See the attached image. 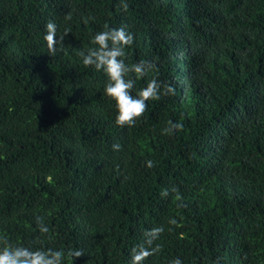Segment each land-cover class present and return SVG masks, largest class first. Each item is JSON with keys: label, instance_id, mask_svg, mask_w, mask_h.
I'll return each mask as SVG.
<instances>
[{"label": "trees", "instance_id": "1", "mask_svg": "<svg viewBox=\"0 0 264 264\" xmlns=\"http://www.w3.org/2000/svg\"><path fill=\"white\" fill-rule=\"evenodd\" d=\"M114 27L156 64L133 94L174 88L131 126L80 56ZM153 227L144 264H264V0H0V246L131 264Z\"/></svg>", "mask_w": 264, "mask_h": 264}, {"label": "clouds", "instance_id": "2", "mask_svg": "<svg viewBox=\"0 0 264 264\" xmlns=\"http://www.w3.org/2000/svg\"><path fill=\"white\" fill-rule=\"evenodd\" d=\"M127 7V5H125ZM46 33L44 39L54 41L56 25L48 22L45 25ZM134 42V36L124 27L106 28L98 31L91 38L93 47L86 51H81L82 63L85 66L94 68L97 72H103L106 80L104 83V94L114 101L116 109L115 123L118 126H131L143 116L148 101L159 99L161 92L172 93L174 88L169 84H163L153 77L148 80L145 87L140 88L135 94L132 90L136 79L146 76L156 68L154 61L141 59L136 63L128 64L125 60V49ZM134 73L135 78L129 76ZM184 127L180 121L169 122V127L163 131L167 134H175ZM121 145L114 143L113 150H119ZM148 167L152 166V161H146ZM175 191V189H173ZM168 190L165 189L161 195L166 196ZM169 224L177 223L175 218L168 221ZM37 225L40 233L46 234L49 228L37 217ZM163 231L162 227H153L144 233V243L134 247L131 253V264H144L145 258L151 255L156 248L151 247L153 242L159 238ZM158 247V245L156 246ZM70 255L79 258L83 255L80 249H70L67 253L64 249L53 248H32L23 244H4L0 246V264H64L65 256ZM170 264H183L177 257L170 261Z\"/></svg>", "mask_w": 264, "mask_h": 264}]
</instances>
